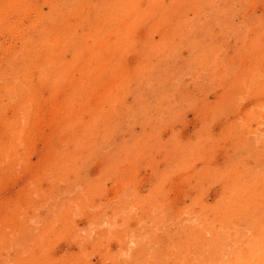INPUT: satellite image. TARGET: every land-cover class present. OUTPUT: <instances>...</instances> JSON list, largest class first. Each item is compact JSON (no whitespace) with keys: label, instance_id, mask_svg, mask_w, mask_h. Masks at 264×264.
Returning a JSON list of instances; mask_svg holds the SVG:
<instances>
[{"label":"rangeland","instance_id":"1","mask_svg":"<svg viewBox=\"0 0 264 264\" xmlns=\"http://www.w3.org/2000/svg\"><path fill=\"white\" fill-rule=\"evenodd\" d=\"M0 264H264V0H0Z\"/></svg>","mask_w":264,"mask_h":264},{"label":"bare ground","instance_id":"2","mask_svg":"<svg viewBox=\"0 0 264 264\" xmlns=\"http://www.w3.org/2000/svg\"><path fill=\"white\" fill-rule=\"evenodd\" d=\"M60 42V41H59Z\"/></svg>","mask_w":264,"mask_h":264}]
</instances>
